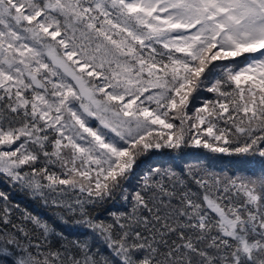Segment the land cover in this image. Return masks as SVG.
I'll list each match as a JSON object with an SVG mask.
<instances>
[{
  "label": "snow or ice",
  "instance_id": "1",
  "mask_svg": "<svg viewBox=\"0 0 264 264\" xmlns=\"http://www.w3.org/2000/svg\"><path fill=\"white\" fill-rule=\"evenodd\" d=\"M0 184V264H264V0H0Z\"/></svg>",
  "mask_w": 264,
  "mask_h": 264
},
{
  "label": "trees",
  "instance_id": "2",
  "mask_svg": "<svg viewBox=\"0 0 264 264\" xmlns=\"http://www.w3.org/2000/svg\"><path fill=\"white\" fill-rule=\"evenodd\" d=\"M218 63V62H217ZM210 94L206 93V92H202L200 93V97L203 98L205 96H208ZM196 103H199V101H197ZM193 152L197 151V150H192ZM201 156L205 155V152H200L199 153ZM219 158L211 160V163L214 165V167L218 168V169H224L225 172H232V171H237L240 169H244V168H252L254 167V165H243L238 163L237 161L239 160V158L237 157H226V156H222L220 154H216ZM167 157H163L161 158V161H155V162H162L163 160H166ZM154 162V161H149V163ZM146 166V165H145ZM5 187L3 184H0V188ZM14 199L20 203V205L22 207H26L30 212L34 213V214H38L40 216L43 217H50L52 214L51 212L43 207L39 202L36 201H32L30 199H28L26 196H24L23 194H18L16 196H14ZM60 227H65L66 230L68 228H70L71 226H64V225H60Z\"/></svg>",
  "mask_w": 264,
  "mask_h": 264
}]
</instances>
